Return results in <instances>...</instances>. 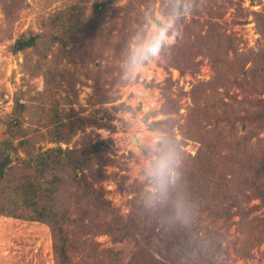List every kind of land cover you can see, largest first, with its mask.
<instances>
[{
	"label": "rangeland",
	"instance_id": "1",
	"mask_svg": "<svg viewBox=\"0 0 264 264\" xmlns=\"http://www.w3.org/2000/svg\"><path fill=\"white\" fill-rule=\"evenodd\" d=\"M263 105L264 0H0V145L13 174L51 148L88 153L50 168L67 264H264ZM71 119L82 126L60 130ZM201 148L230 190L188 204L176 195ZM8 212L0 264H58L52 224ZM187 217L201 240L180 237L177 258Z\"/></svg>",
	"mask_w": 264,
	"mask_h": 264
},
{
	"label": "trees",
	"instance_id": "2",
	"mask_svg": "<svg viewBox=\"0 0 264 264\" xmlns=\"http://www.w3.org/2000/svg\"><path fill=\"white\" fill-rule=\"evenodd\" d=\"M30 43V41L25 42V44L27 45ZM191 110H194V108ZM254 119L264 121V105L262 111L256 112ZM73 121L74 119L70 120V126L68 127H66V124L63 123V121H60L59 123L62 126L60 130L68 129L69 132L72 133L73 130L76 129V127L82 126V122L76 123L77 120H75V123H73ZM195 125L196 127L200 128L199 123H195ZM63 133H57L58 141L63 139ZM206 142L205 145L208 147V144H206ZM3 145L4 147H1L0 145V183L5 181L6 177H8V179H6L8 183L5 187L0 186L2 188L4 187L3 189L0 188V197L7 200L8 206H6V209L5 207H3V205H0V210H7L10 212L8 213L13 215L14 217H22L24 219L49 222L50 224H52L54 251L56 252L58 264L69 263L70 257L68 255V249L70 248L71 243L69 241L68 229L64 226L63 223V220L66 217L64 216L62 217V219H60L61 217H59L58 215L60 212L54 210V204L52 202L53 194L56 191L58 175L57 171H55V174L52 173L50 168L55 167L56 169L68 162L73 163L78 167L83 162V159L81 157L88 154L87 150H79V154L77 155L75 154V152H73L72 154H70V157L72 158L66 160V158H63L62 152L64 150L61 147L51 148L43 153H38L36 158L33 160H31L30 158L23 160V162L27 164L29 169H26L22 174L20 173L18 174V176H15L13 174L14 169L11 165L10 154L8 152V149L6 148L7 146L5 142ZM208 154L209 153L206 149H199L196 154L198 164L188 171L189 175L186 178L183 177L182 179V184H184L186 190H184V192L182 190L183 193H180L179 191L176 196L179 199L185 198L188 204H190V202H194L195 200H200L201 193H207L208 191H210L211 187H213L212 190L214 191L212 192L211 190L209 195L216 194L212 198L220 197V194L226 195L230 190L228 185L229 183L226 184L227 175L222 171V169L220 170L218 168L217 164L212 163L213 160L209 158ZM218 172L219 177H222V180L218 183H215V180L217 178L216 175ZM213 178L215 185L212 186L211 179ZM6 191L9 194L5 196L7 198L2 195L3 192ZM261 194L264 197V191L263 193L261 192L260 195ZM182 205L179 207V209H182ZM173 211L169 210V213H174ZM175 211V213H177L178 209ZM168 220H166L167 225L170 224ZM192 225V219L187 217V219H185L184 221V224L181 225V231L176 233L177 235L174 241L181 248V254H179L177 258H182L184 254H186L183 251L184 248L180 243L182 240L181 238L184 237V242L189 240V242L191 243L201 240V238H198L197 231L195 234L194 231H192ZM173 230H170L171 234H173ZM173 235H175V232ZM148 256L149 257H147V259L149 260V264H178L176 258L172 257L170 254L164 255V257L161 258L153 257L151 255Z\"/></svg>",
	"mask_w": 264,
	"mask_h": 264
},
{
	"label": "clouds",
	"instance_id": "3",
	"mask_svg": "<svg viewBox=\"0 0 264 264\" xmlns=\"http://www.w3.org/2000/svg\"><path fill=\"white\" fill-rule=\"evenodd\" d=\"M163 39H164V33H161L160 38H157L156 40L145 46L142 55L145 57H147L149 54L156 55L159 51ZM169 167H170V158L162 157L156 165L158 179L167 175Z\"/></svg>",
	"mask_w": 264,
	"mask_h": 264
}]
</instances>
